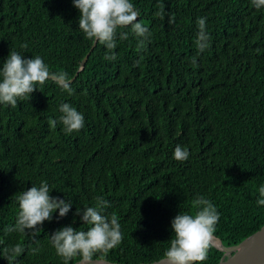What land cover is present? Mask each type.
Segmentation results:
<instances>
[{"label":"trees","instance_id":"trees-1","mask_svg":"<svg viewBox=\"0 0 264 264\" xmlns=\"http://www.w3.org/2000/svg\"><path fill=\"white\" fill-rule=\"evenodd\" d=\"M131 2L152 36L140 47L130 27L118 29L112 61L98 41L91 50L73 0H0V67L12 50L40 56L69 79L77 74L71 94L48 80L15 107L0 104V248L25 249L14 264H63L49 236L69 225L86 231L74 213L97 197L109 201L104 214L121 224L122 243L106 257L113 262L162 257L174 238L172 220L194 214L197 196L220 213L215 236L225 246L264 225V206L257 205L264 185V8L251 0ZM161 9L163 19L155 15ZM200 17L211 44L197 55ZM123 32L128 38L121 40ZM61 103L84 115L80 131L50 127ZM177 145L188 149V160L174 159ZM41 181L52 196L72 201L69 214L59 218L57 210L35 242L5 232L20 210L15 195ZM223 256L214 246L199 264ZM0 264L8 261L0 256Z\"/></svg>","mask_w":264,"mask_h":264},{"label":"clouds","instance_id":"clouds-1","mask_svg":"<svg viewBox=\"0 0 264 264\" xmlns=\"http://www.w3.org/2000/svg\"><path fill=\"white\" fill-rule=\"evenodd\" d=\"M252 5L264 8V0H251ZM73 4L81 12L79 29L86 37L109 50L104 59L116 60L114 51L117 47L118 29L131 28L132 33L139 38L138 45L143 47L150 40L152 33L141 20L139 10L131 0H73ZM163 19V9L155 14ZM175 15H168V24L175 23ZM206 17H200L198 26L196 48L197 55L210 47L211 38L206 28ZM128 38V33H119V39ZM24 47H27L24 45ZM110 53V54H109ZM196 63V58L192 61ZM139 61H137V64ZM0 104L17 105L18 99L31 96L37 85H44L48 80L59 87L72 92L71 81L66 72H53L49 65L40 56L30 59L24 58L20 53L10 51L7 60L0 67ZM61 115L58 120H49L51 128L57 123L62 124L66 134L80 131L85 125V117L69 103H61ZM186 147L177 145L174 150V159L186 161L189 158ZM52 190L47 181H41L39 186L19 192L15 197L19 205L16 223L4 229L7 233L18 232L30 235L35 242L40 235L45 221H52L53 214L59 211V218L66 217L72 209V201L58 196H52ZM258 206H264V185L259 188ZM110 206L103 197L96 198L95 206L77 208L74 213L84 225L90 227L77 230L71 225L56 230L49 237L56 253L63 260V264H70L74 258L79 257V264H107L106 257L109 252L118 247L123 240V233L118 217L113 213L110 217L105 209ZM194 214L179 213L171 222L174 238L170 240V247L155 264H199L208 258L209 250L215 246L216 225L220 220V213L212 202L203 196H197L192 201ZM25 249L19 244L0 248V256L14 264L15 259ZM35 251V250H33ZM222 264H232V259L225 257Z\"/></svg>","mask_w":264,"mask_h":264},{"label":"water","instance_id":"water-1","mask_svg":"<svg viewBox=\"0 0 264 264\" xmlns=\"http://www.w3.org/2000/svg\"><path fill=\"white\" fill-rule=\"evenodd\" d=\"M96 43L97 42L94 41L91 50L94 49ZM90 53L91 51L88 52L83 58L79 70L83 69V67L85 66ZM76 75L70 79L71 82L75 80ZM215 237L220 241V245L215 243V246L222 250L224 253L223 258L217 264H222L225 259V256L232 259V264H264V225L254 234L245 238L242 242L237 245L225 246L219 237ZM75 264H79V261H77ZM107 264L125 263L107 260ZM140 264H155V261Z\"/></svg>","mask_w":264,"mask_h":264},{"label":"bare ground","instance_id":"bare-ground-1","mask_svg":"<svg viewBox=\"0 0 264 264\" xmlns=\"http://www.w3.org/2000/svg\"><path fill=\"white\" fill-rule=\"evenodd\" d=\"M215 243H217L218 245H220L219 243H220V241L216 238V241H215Z\"/></svg>","mask_w":264,"mask_h":264}]
</instances>
